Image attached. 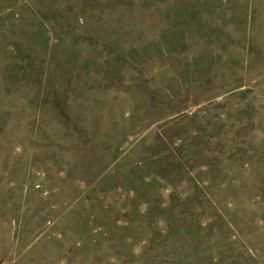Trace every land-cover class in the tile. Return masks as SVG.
Masks as SVG:
<instances>
[{"label": "rangeland", "instance_id": "obj_1", "mask_svg": "<svg viewBox=\"0 0 264 264\" xmlns=\"http://www.w3.org/2000/svg\"><path fill=\"white\" fill-rule=\"evenodd\" d=\"M0 264H264V0H0Z\"/></svg>", "mask_w": 264, "mask_h": 264}]
</instances>
